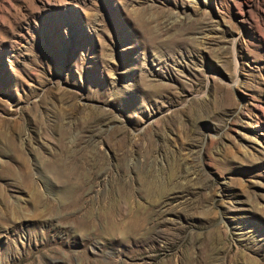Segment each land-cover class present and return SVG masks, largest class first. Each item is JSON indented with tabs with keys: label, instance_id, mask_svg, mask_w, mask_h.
Instances as JSON below:
<instances>
[{
	"label": "rangeland",
	"instance_id": "obj_1",
	"mask_svg": "<svg viewBox=\"0 0 264 264\" xmlns=\"http://www.w3.org/2000/svg\"><path fill=\"white\" fill-rule=\"evenodd\" d=\"M0 264H264V0H0Z\"/></svg>",
	"mask_w": 264,
	"mask_h": 264
}]
</instances>
